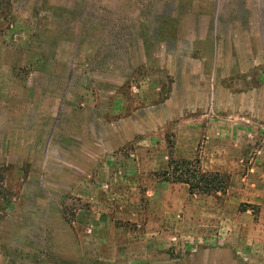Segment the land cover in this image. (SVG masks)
Masks as SVG:
<instances>
[{
	"label": "rangeland",
	"instance_id": "obj_1",
	"mask_svg": "<svg viewBox=\"0 0 264 264\" xmlns=\"http://www.w3.org/2000/svg\"><path fill=\"white\" fill-rule=\"evenodd\" d=\"M0 264H264V0H0Z\"/></svg>",
	"mask_w": 264,
	"mask_h": 264
},
{
	"label": "crops",
	"instance_id": "obj_2",
	"mask_svg": "<svg viewBox=\"0 0 264 264\" xmlns=\"http://www.w3.org/2000/svg\"><path fill=\"white\" fill-rule=\"evenodd\" d=\"M224 159V158H223ZM222 159V160H223ZM221 224H222V226H224V224H225V226L228 228L229 227V222H221ZM229 235L230 234H228V233H223L222 232V234H221V236H224V240L226 241H229ZM225 248H227L226 246L224 247V246H221L219 249H221L223 252H224V250H225ZM218 249V250H219Z\"/></svg>",
	"mask_w": 264,
	"mask_h": 264
}]
</instances>
